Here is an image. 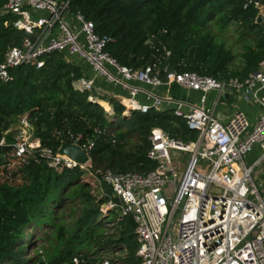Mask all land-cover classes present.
<instances>
[{"label":"trees","instance_id":"trees-1","mask_svg":"<svg viewBox=\"0 0 264 264\" xmlns=\"http://www.w3.org/2000/svg\"><path fill=\"white\" fill-rule=\"evenodd\" d=\"M59 1H69L72 12L95 23L96 32L110 39L105 50L120 65L133 69L152 65L163 80L181 71L245 79L264 62V21L257 22L260 11L254 4L246 6L248 0ZM5 3L0 0V62L27 35L12 23L14 15L3 12ZM214 27L237 34L242 44L239 56ZM42 59L40 68L22 65L10 70V80L0 78V131L5 138L0 164L15 157L14 134L6 132L22 116H27L42 147L57 150L60 139L73 142L71 134L81 135V143H95L90 153L93 165L115 172L147 173L156 167L148 157L154 127L181 138L188 135L190 129L175 115L174 105L124 114L125 107L112 98L110 114L89 100V92L75 88V80L84 75L75 56L55 51ZM180 88L171 85L173 97L181 98ZM37 158L12 168V179L20 177L19 183L0 181V264H72L80 254L95 263L94 256L102 249L121 247L127 249L122 261L141 264L132 217L117 220L114 211L104 219L101 202L81 182V169L50 166ZM111 219L116 225L107 229ZM39 240L46 243L43 253L36 249Z\"/></svg>","mask_w":264,"mask_h":264},{"label":"built area","instance_id":"built-area-1","mask_svg":"<svg viewBox=\"0 0 264 264\" xmlns=\"http://www.w3.org/2000/svg\"><path fill=\"white\" fill-rule=\"evenodd\" d=\"M248 4L264 12L261 0H248ZM3 12L14 15V26L27 33L21 44L10 47L0 62L3 81L10 80L12 68L27 64L40 68L44 65L43 55L63 51L84 59L95 76L119 83L129 91V96L120 99L124 114L161 111L174 105L175 115L185 119L190 130L199 132L196 140H186L154 127L148 157L156 167L147 173L115 172L95 167L92 160L78 164L51 147H42L27 116H22L19 124L28 131L12 144L16 161L21 163L30 157L38 161L39 155L50 166L81 169V182L88 184L101 202L104 219H109L114 211L118 213L117 220L132 217L141 264H264V197L254 175L255 167L264 161V112L252 125L243 110L235 111L225 122L214 108L230 93L264 107V62L245 79H219L181 71L163 80L152 65L140 69L120 65L105 50L110 39L100 36L95 23L81 12H72L69 1L6 0ZM132 81L152 88L177 84L186 92H200V103L188 96L175 98L151 91H145L147 101L143 102L137 98L142 89L132 85ZM74 86L89 92L90 101L114 114L111 103L109 109L102 103L95 77L81 76ZM212 91L216 92V99L210 107L207 100ZM71 138L91 153L93 140L81 143L82 136L74 134ZM4 143L3 137L0 144ZM256 144L261 146L262 155L256 163L247 165L246 156ZM174 152L190 154L183 171ZM200 160L209 161L210 169L198 168ZM115 225V220L106 221L107 229H114ZM126 250L102 249L94 256L95 263L81 254L75 255L72 264H127L120 259Z\"/></svg>","mask_w":264,"mask_h":264},{"label":"crops","instance_id":"crops-1","mask_svg":"<svg viewBox=\"0 0 264 264\" xmlns=\"http://www.w3.org/2000/svg\"><path fill=\"white\" fill-rule=\"evenodd\" d=\"M76 60H78V63L83 67L84 70L83 76L95 77L96 88L99 90L101 97H106L104 99L105 102L110 104L109 99L112 98L120 102L121 98L130 95L129 91L125 89L121 84L108 81L106 78L102 76H95L93 69L84 59L76 57ZM131 83L132 85L138 86L139 88L142 89V91L137 95V98L143 102L147 101V96L145 91H151L155 94H160V95H167V94L172 95L170 89L165 86L159 88H152L148 85H144L137 81H132ZM185 94H186L185 96H188L195 103H200V97H201L200 92L185 91ZM226 95L214 107L216 114L221 118V120L225 122L233 116L235 111L240 109L247 114L251 124L253 125L257 121L258 117L264 112V107L257 101L246 102L236 93H230ZM215 99H216V92L214 91L210 92L208 94L207 105L210 107L214 106ZM261 155H262V148L259 144H256L254 149L246 156L245 159L246 164L253 165L259 160ZM254 171H255L254 172L255 179L260 183L261 188L264 189V161L261 162L258 166H256Z\"/></svg>","mask_w":264,"mask_h":264},{"label":"rangeland","instance_id":"rangeland-1","mask_svg":"<svg viewBox=\"0 0 264 264\" xmlns=\"http://www.w3.org/2000/svg\"><path fill=\"white\" fill-rule=\"evenodd\" d=\"M214 29H215L216 34H218L220 37L224 36V38L227 39V44H232L233 45L234 54L239 56L240 53H241V50H242V44L238 42L237 34L231 29L226 31V33H224V32L220 33V31L218 30L217 27H214ZM170 87H168V88L170 89ZM170 92H171V90H170ZM171 93H173V91ZM179 94H180V97L182 98V97L185 96V91L182 88H180V93ZM101 98L105 99L106 97H101ZM251 128L252 127H250L248 129L246 134H248L251 131ZM27 131H28V129H23L21 127V125L19 123H17L15 125H13L8 130V132H6V133H13L15 141L18 142V141L21 140L22 135L27 133ZM198 134H199V132L190 130L188 135L185 136L184 138L186 140H196L197 137H198ZM173 154H174V158H175L176 162L180 163L179 164L180 165V171H183V169L185 168V166H186V164L188 162L190 154L186 153V152H174ZM12 155H13V152H12ZM20 165H21V163L16 161L15 157H14V159L10 158V162L4 163V164H0V181L1 182L8 181V182L19 183L20 182V177H18L17 179H12V173H13L14 169L15 170L19 169ZM197 166L200 169L202 168L204 170H209L210 166H211V163L209 161H206V160H200ZM13 167H14V169H12ZM261 193L264 196V189H262V188H261ZM97 228H98L99 232H101L102 229H103L101 226H99ZM45 245H46V243H44L43 240H39L38 244L36 246V249H39V251L43 253V250H44L43 246H45ZM29 255L30 256L34 255V250H30L29 251Z\"/></svg>","mask_w":264,"mask_h":264},{"label":"water","instance_id":"water-1","mask_svg":"<svg viewBox=\"0 0 264 264\" xmlns=\"http://www.w3.org/2000/svg\"><path fill=\"white\" fill-rule=\"evenodd\" d=\"M264 21V12H260L257 16V22ZM227 96V95H226ZM3 141V133L0 131V143ZM60 155H66L76 161L78 164H86L91 160L90 152L84 148L79 141L67 142L60 139V146L57 149Z\"/></svg>","mask_w":264,"mask_h":264},{"label":"bare ground","instance_id":"bare-ground-1","mask_svg":"<svg viewBox=\"0 0 264 264\" xmlns=\"http://www.w3.org/2000/svg\"><path fill=\"white\" fill-rule=\"evenodd\" d=\"M102 103L107 107V109L110 108V105L107 102H105L104 100H102Z\"/></svg>","mask_w":264,"mask_h":264}]
</instances>
